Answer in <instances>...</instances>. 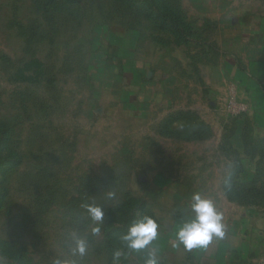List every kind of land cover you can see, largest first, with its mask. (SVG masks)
<instances>
[{
	"label": "rangeland",
	"instance_id": "1",
	"mask_svg": "<svg viewBox=\"0 0 264 264\" xmlns=\"http://www.w3.org/2000/svg\"><path fill=\"white\" fill-rule=\"evenodd\" d=\"M261 42L264 0H0V264H264ZM217 96L211 129L158 126ZM197 193L223 236L187 249Z\"/></svg>",
	"mask_w": 264,
	"mask_h": 264
},
{
	"label": "clouds",
	"instance_id": "2",
	"mask_svg": "<svg viewBox=\"0 0 264 264\" xmlns=\"http://www.w3.org/2000/svg\"><path fill=\"white\" fill-rule=\"evenodd\" d=\"M192 211L195 213V219L185 223L177 232V240L187 249L203 247L208 245L213 236L222 237L224 225L222 223V214L218 212L211 200L203 199L197 193L192 197ZM91 217L100 221L103 213L99 207H90ZM157 224L148 217L132 224L124 239L128 242L131 249H141L148 245L157 235ZM99 228H94L93 232H98ZM77 251L83 254L85 251V242L77 240ZM57 264H60L57 261ZM148 264H157L154 256L148 261Z\"/></svg>",
	"mask_w": 264,
	"mask_h": 264
},
{
	"label": "crops",
	"instance_id": "3",
	"mask_svg": "<svg viewBox=\"0 0 264 264\" xmlns=\"http://www.w3.org/2000/svg\"><path fill=\"white\" fill-rule=\"evenodd\" d=\"M241 43H244V45H251L250 41H248V40L242 41ZM262 47H263V42H261L259 46L258 45L252 46L253 49H250V50H252L254 54L253 55L252 54L247 55L245 57L246 61L249 64L264 63V52H260ZM123 69L125 70L126 68L123 67ZM249 78H250V76H249ZM202 87H203V92L204 93L206 92L207 96L210 94L211 90L215 91V89L211 85H209V87H208L207 85L202 83ZM212 95H215V94H212ZM204 97H206V94ZM217 97L216 98L210 97L209 100H207V98H205L204 101H206V104H205L206 112H199V110L195 109V107H193V106L187 107L186 109L173 110V111L165 114V116L158 122V126H161V125H163V123H166L169 125L171 131L174 134H179V133L182 134V132H180L178 129L180 127V125H182V124H186L187 126L190 125V128H187V130L183 133L186 135H189V134L193 135L195 133L194 127H196V126L200 127L198 129H201L202 127L207 128V129H211L210 126H212V123H213L212 121H215V115L214 114L218 110V104L220 101L219 96H217ZM251 102H255V101L251 100ZM224 103H225V101H224ZM223 108H224V104H223ZM203 110H204V108H203ZM223 114L225 115V112H223ZM187 207H188V210L191 214H195L193 211H191L192 210L191 205H189V206L187 205Z\"/></svg>",
	"mask_w": 264,
	"mask_h": 264
}]
</instances>
